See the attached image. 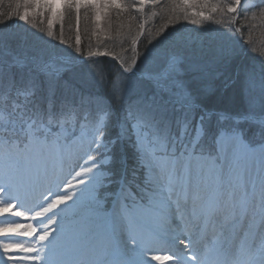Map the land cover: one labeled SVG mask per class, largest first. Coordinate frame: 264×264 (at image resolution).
Here are the masks:
<instances>
[{"label":"rangeland","instance_id":"obj_1","mask_svg":"<svg viewBox=\"0 0 264 264\" xmlns=\"http://www.w3.org/2000/svg\"><path fill=\"white\" fill-rule=\"evenodd\" d=\"M122 1L126 8L145 14L164 2H173L189 15L187 18L193 15L200 24L210 20L208 15L216 14L217 18L226 17L224 23L234 25L240 11L252 7L258 0H35L53 15H59L65 5L71 8L72 3L75 7L91 8L105 3L106 8L109 5L122 9ZM200 5L209 12L199 14ZM94 13L89 14L85 29L87 33L92 31L93 36H102L109 22L102 13L97 10ZM142 17L140 27L143 31L146 17ZM153 37L149 38L151 42L155 41ZM217 37L224 44L227 42L220 31ZM161 40V44L164 43ZM6 48L0 46V54L12 53ZM135 48L133 55L129 53L123 58L126 65H120L122 75L128 79H119L117 86L118 89L122 87L119 91L125 93L126 103L122 100L121 104H124L116 126L119 140L124 137L130 141L143 168V178L131 174L136 190L127 187L123 164L119 177H114L110 171L114 165L111 144L116 138L109 136L108 139L99 132L108 117L102 99H91L95 108L91 112L93 115L84 116L90 117L92 125L84 128H71L70 132L60 127L49 129L43 124L33 125L32 120L16 125L19 136L0 142V264H202L205 257L216 251L218 240L225 237L245 206L239 237L231 247L221 249L208 264L238 263L235 256L245 249L243 234L251 229L252 219L261 225L254 233L255 241L248 246L246 256L255 259L256 253H264V217L257 219L264 205V185L255 192L249 204L244 205L242 200L253 179L249 172L256 167L255 160L264 158V137L251 147L235 130L240 120L257 122L264 128V83L257 84L256 94L252 96V90L246 88L250 96L246 95L245 106L237 107L234 113L217 114L220 119L228 118L227 121L219 120L222 126L235 130L228 132L220 128L217 134V137L221 134L225 141L227 154L224 162H232L220 195L222 198L232 195V204L228 208L224 206V213L216 217L222 223H216L215 229L211 230L207 246L206 238L202 239L200 245L204 251L199 253L196 263H190L187 259L195 256L196 244L191 243L188 247L176 245L179 249L171 250L160 247L157 237L170 234L180 242H191L194 229L200 226V219L192 221L198 204L189 201L183 205L187 206V217L182 219L178 208L182 202L175 203L173 199L186 193L190 197L202 181L206 182V187L200 199L205 201L218 189L223 159L216 156L218 153L214 154L217 152V137L213 141L216 152L211 154L204 148V155H193L192 148L202 136L201 116H197L198 106L184 84L176 81L181 73L177 65L182 61V55L150 48L145 56L140 57ZM21 56L26 58L23 54ZM140 58L143 59L141 62ZM40 59H12L11 63L19 68L27 66V73H20L17 78L6 68L10 67V61L0 55V81L6 76L7 89L4 91L18 96L21 101L41 88L42 83L47 91H53L56 89L54 77L76 64L62 56ZM15 79L23 86L17 84L14 87ZM11 101L16 102L15 99ZM2 117L0 113V119ZM10 126L11 122L5 121L0 124V130ZM36 183L42 185L34 189ZM29 193L32 201L19 204ZM123 193H127L130 200L125 199ZM162 210L163 214L160 213ZM35 250V256L25 254ZM229 250L234 254V260L220 263L223 252ZM45 253H52L49 259H44L49 260L48 263L39 259ZM35 257L38 261L34 260ZM31 259L33 263L29 262Z\"/></svg>","mask_w":264,"mask_h":264},{"label":"trees","instance_id":"obj_2","mask_svg":"<svg viewBox=\"0 0 264 264\" xmlns=\"http://www.w3.org/2000/svg\"><path fill=\"white\" fill-rule=\"evenodd\" d=\"M24 1L0 0V46L12 51L9 55L0 54L6 57L7 62L10 61V67L6 68L18 78L20 73H27V66L19 68L11 63L12 59L41 60L62 56L76 64L54 77L55 90L47 91L42 83L41 88L35 89L22 101L18 96L4 91L7 89L4 75L0 81V113L3 115L0 124L8 121L11 126L0 130V142L19 136L16 125L30 120L35 126L43 124L49 129L60 127L69 132L71 128L75 130L92 125L90 117L95 108L91 99L100 98L105 101L108 117L99 132L107 138H116L111 144L110 154L114 157V165L110 171L114 177H119L123 164L124 181L128 188L136 190L131 174L136 173L143 178V168L130 141L124 137L119 140L116 126L125 96L123 90L119 91L122 87L117 88L119 79L126 78L121 73L120 65H126L123 58L129 53L133 55L134 47L140 57L145 56L150 48L182 55V61L177 65L181 73L179 78L176 75V81L184 84L198 106L197 116H201L202 136L194 148V155H204V148L211 154L215 152L213 141L220 128L228 132L236 130L250 145L257 144L264 137V128L257 122L240 120L234 130L222 126L220 121H227L228 118L220 119L217 116L219 112L234 113L237 107L245 106L246 95L256 94L257 84L264 83V0L242 9L234 25L224 23L227 22L226 17L217 18L216 14L208 15L210 20L200 24L193 15L187 18L189 15L173 2H164L149 12L147 10L149 16L126 8L123 1L122 9L109 5L106 8L105 3H100L97 8L75 7V3H72L71 8L69 5L63 6L59 15L43 9L35 0ZM95 9L109 22L102 36H93L92 31L87 33L85 29L90 20L89 14L94 13ZM197 10L199 14L209 12L201 5ZM142 16L146 17L143 31L140 27ZM219 31L227 39L225 44L217 37ZM212 34L214 36L211 38ZM152 36L153 42L149 40ZM160 40L164 43L161 44ZM139 60L141 62L143 59ZM120 75L121 78H118ZM17 84L18 80L15 79L12 85L15 87ZM246 88L252 90L250 94ZM2 96L5 98L1 99ZM14 99L15 104L11 101ZM84 115H90L89 119ZM125 187H122L123 192ZM123 194L125 199L130 200L127 193Z\"/></svg>","mask_w":264,"mask_h":264},{"label":"bare ground","instance_id":"obj_3","mask_svg":"<svg viewBox=\"0 0 264 264\" xmlns=\"http://www.w3.org/2000/svg\"><path fill=\"white\" fill-rule=\"evenodd\" d=\"M225 141L223 140L222 135L220 134L217 137V153L218 155L221 157V159L225 158L227 152L225 149ZM255 164L256 167L253 168L252 170H250L251 172H249L250 175L253 176V179L250 183V188L247 190L246 196H244V198H242V200H244V205H247L250 203V200L253 199V196L255 194V192L264 185V158H260L255 160ZM232 166V162H224L221 161L220 164V179H219V186L218 189H216L211 195H209V197L201 202L200 197L202 196V192L205 190V183L204 182H199L197 187L193 190L192 194L190 197H188L186 194L182 195V197H174L173 202L178 203V202H182L181 206H177L179 208V213H181L179 216H181V218H185L186 216V207L187 206H183L186 203L190 202H196V204H198L196 210H195V214H193L192 216V221L194 220H199L200 219V226L194 229V233L191 235V242L190 243H185L186 241H178V239L175 238V236H172L170 234L168 235H161L157 237V244L160 247H167L171 250L173 249H179L178 246L176 245H181L182 247H188L190 246L191 243H197L198 248L201 249L200 244H203V240L204 238H209L210 234H211V230L215 229L216 227V223H218V225H220V223H222L221 221L219 222V220L216 219V217L219 216L220 213H224V206H226L227 208L230 207V205L232 204V195H228L227 197H221V189L222 186L228 176V172L229 169ZM39 183V182H38ZM36 183V187H40L42 184L40 183V185ZM46 183V181H44V184ZM39 185V186H37ZM204 188V189H203ZM260 190V189H259ZM30 194L29 196H23L21 198V202L20 203H24V202H28L30 203L32 200L30 199ZM28 195V194H27ZM26 199V200H25ZM189 199V200H188ZM223 203V204H222ZM168 207V206H167ZM245 208L241 209L240 213L238 214L240 217L238 220H235L234 223L231 225V227H229V229L226 231V235L224 238H220L218 241L220 242L219 244L216 245V251L213 253H210L207 257H205L204 261H202V264H208L211 260V258L213 256H216L217 254H219L221 251V249L225 248V247H231L233 244V241L236 239V237H239V226H240V220L243 218L244 214H245ZM244 210V211H243ZM44 213V212H43ZM160 213H164V210L160 211ZM264 217V205L262 206V208L259 211L258 214V218L257 219H262ZM188 219V218H187ZM189 222V221H187ZM191 222V221H190ZM251 225L249 231L247 232V234H243V241H245V249L244 251L238 253L235 257H237L239 259L237 264H262L264 263V253H262L261 251L258 252V254L256 253L255 255V259H250L247 255V249L248 246L253 244L255 241V232L257 231L258 228H260L261 223L257 222V220L252 219L250 221ZM214 227V228H213ZM206 238V239H207ZM211 239V238H210ZM244 244V242H243ZM30 245V244H29ZM250 247V246H249ZM181 248V247H180ZM231 250H229L228 252H223V254L220 257V263H222L225 260H231L232 258H234V254H232V252H230ZM36 250L34 252H30L28 251L27 253H25L28 256H35L36 255ZM50 255H52V253H45L43 255L40 256L39 259L43 260L44 259H49ZM196 255V254H195ZM231 258V259H230ZM186 259V258H185ZM196 259L197 256L194 257H190L189 259H187L190 263H196ZM35 261H38V258L35 257L34 259ZM34 260H30L29 262L33 263ZM46 263L50 262L49 260H45ZM44 261V262H45ZM228 261V262H229Z\"/></svg>","mask_w":264,"mask_h":264}]
</instances>
